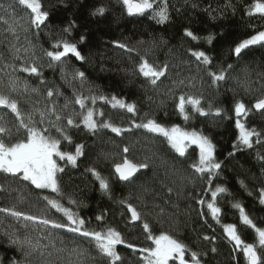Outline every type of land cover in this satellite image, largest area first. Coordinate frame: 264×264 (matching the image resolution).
Segmentation results:
<instances>
[{
    "label": "trees",
    "instance_id": "1",
    "mask_svg": "<svg viewBox=\"0 0 264 264\" xmlns=\"http://www.w3.org/2000/svg\"><path fill=\"white\" fill-rule=\"evenodd\" d=\"M165 3L169 19L159 24L152 18L151 10L144 15H128L123 0H42L44 10L49 12L48 21L39 29L25 32L20 25L27 24L20 17L27 10L16 0H0V17L8 21L5 24L0 20V79L6 80V73L12 72L5 65L19 67L25 61L34 62L40 76L22 72L14 75L38 92L13 94V98L19 101L22 112H32L36 120L40 118L37 110L46 111L55 104L62 117L58 123L71 138L69 142L52 131L61 140L60 150L74 154L76 146L83 145V154L75 166L59 162L63 168L57 174L59 193L37 189L19 176L0 172V208L15 207L28 215L66 223V217L51 208L44 197L55 199L83 218L86 228L101 231L112 227L122 234L126 243L117 246L121 256L117 264H144L142 254L126 246L152 247V240L147 239L148 233L143 229L144 222L149 224L153 236L167 233L187 245L186 259L190 260L195 251L201 264H247L224 226L235 225L242 240L254 242V231L243 225L240 210L235 207L239 204L257 226L264 228V204L260 203V191L264 189V110L257 113L252 109L256 100L264 97V44L250 45L239 56L234 50L243 40L264 31V15L249 14L254 0H154V8ZM9 4L13 7L9 8ZM99 8L104 9L103 14L97 12ZM14 20L19 22L15 35L8 30ZM66 28L70 31L65 32ZM186 29L200 39L185 36ZM209 35L214 37L210 44L205 39ZM81 37L85 39L81 41ZM58 40L77 44L85 59L77 60L69 54L63 62L51 61L45 52L56 50L53 45ZM117 43L127 48H120ZM15 48L20 49L19 60L14 59ZM192 51H204L212 63L202 64L191 55ZM142 56L153 64H168L166 76L155 86L136 71ZM221 70L225 79L213 83L208 72ZM76 71L85 73L83 84L79 78L73 79ZM181 80L182 85L174 83ZM49 88L54 93L59 89L61 95L49 98ZM74 90L84 96H116L134 104L133 114L104 101L97 100L95 105L85 102L95 109L98 125L111 122L129 130L120 135L103 127L89 130L82 123L80 113L84 110L79 105L70 102L67 108L63 107L66 99L72 101ZM181 94L200 97L207 115L195 113L188 105L190 118L185 120L176 108ZM237 102H243L248 110L239 117L241 123L259 133L252 138L251 148L238 143ZM217 108L221 109L220 115H216ZM0 115L9 121L10 127L18 123L6 109L0 108ZM68 116L78 126H68ZM49 119L55 121V115L49 114L45 123L38 126L48 127ZM147 119L207 136L215 146L214 157L220 169L211 176L197 173L191 167L199 160L197 148L189 146L185 155L180 156L164 137L133 126ZM24 135L21 131L11 139L14 142ZM125 147L129 149L127 153L123 151ZM125 158L146 162L148 167L122 183L115 177L113 167ZM89 169H95L108 182V192L100 188V181ZM217 187L225 191L217 194L215 205L221 211L214 218L207 204L212 202L211 194ZM201 200L203 204L199 203ZM121 201L131 203L141 213L137 223L131 221L127 204ZM97 216L103 219L97 220ZM24 223L0 212V264L13 260L19 264H81V260L84 264H109L94 244L78 234L51 226L34 230L31 222H27L29 227L25 229ZM13 231L21 238L26 233L39 238L42 245H48L44 255L36 251L25 257L17 245L9 242L6 233ZM74 247L87 249L88 256L70 255Z\"/></svg>",
    "mask_w": 264,
    "mask_h": 264
},
{
    "label": "snow or ice",
    "instance_id": "2",
    "mask_svg": "<svg viewBox=\"0 0 264 264\" xmlns=\"http://www.w3.org/2000/svg\"><path fill=\"white\" fill-rule=\"evenodd\" d=\"M19 6L26 9V15L21 16L20 20L27 24L24 27L23 24L20 26L24 28L27 32L31 28L39 29L42 25L46 24L49 19V12L44 10L42 0H16ZM123 4L127 10L128 15H144L148 11H152V18L159 24H163L169 19L167 4L154 8V0H123ZM13 5L9 4V8ZM7 11V10H6ZM99 14H103L104 9H97ZM249 14H260L264 15V0H254L251 8L249 9ZM0 20H4L0 17ZM7 24L8 21L4 20ZM19 23L18 21L13 22L9 25L8 30L15 35L16 27L15 25ZM65 32H69L70 28L64 29ZM185 36L191 38L192 40H199L200 37L196 36L192 31L185 30ZM18 38V37H17ZM85 38L81 37L80 40L83 41ZM210 44L214 37L209 35L205 38ZM264 44V31L258 32L249 39L243 40L235 48V54L240 55L242 49L248 48L250 45ZM120 48H127L125 44L117 43ZM53 48L56 50L46 51L45 55L50 58L51 61L63 62V58L67 57L69 54L74 56L77 60L83 61L85 57L78 50L77 44L70 43L68 40H58ZM62 49V50H59ZM128 51H133V49H127ZM25 52L28 49H24ZM20 49L15 48L14 59L19 60ZM191 55L195 59L204 65H210L212 63L211 58L206 55L204 51H192ZM231 67V66H229ZM5 68H11V73H6L7 79H0V89H6L7 92L0 90V108L8 110L14 115L15 120L18 122L9 126V121L5 119L3 115H0V172L11 174L16 177L19 176L24 181H29L37 189H50L52 192L59 193L60 188L58 184L57 174L63 171V168L57 163V159L61 161H66L73 166L76 165L77 158L81 156L83 145H77L75 148V153L65 152L60 150L61 140L54 137L51 133L54 130L60 135L61 138L71 142L70 136L65 132L64 127L59 125V121L62 119L59 113H57L56 105L53 104L46 111H39V120L34 119V114L32 112L24 113L22 112L19 101L13 98V94H28L38 92L37 88L30 87L27 81L21 80L19 76L14 75L16 72L28 73L29 75L40 76L41 72L37 65L32 62L28 63L25 61L17 67L15 64H7ZM136 71L144 78L148 80L153 86L157 85V82L161 80L162 77L166 76L168 71V64L163 65L150 63L146 57H141L140 62L137 66ZM208 75L211 77L212 82L216 83L225 79V74L223 70L219 73L209 71ZM79 78L81 84L85 80V73L82 71H76L73 73V79ZM44 83V81H41ZM70 83V82H69ZM178 84H183L184 81L174 82ZM61 95L59 89L54 93L53 89L49 88L47 91V96L49 98L53 95ZM97 100L104 101L111 104L113 108L126 109L129 113L136 112V106L134 104L125 103L124 100L112 96L111 98L103 95H89L84 96L82 93H77L75 90L73 92V99L69 101L66 99L64 108L68 107V104L74 103L80 106V113L82 117V123L89 130L95 131L98 127L109 128L113 133L120 135L124 131L129 129H124L113 125L111 122H104L101 125L97 124L94 116L97 114L94 108L87 107L86 101H91L93 105ZM190 105L195 113L200 115H207L204 109L201 107V98L191 95L181 94L178 97V102L176 108L179 113L183 116L185 120H188L189 114L186 111V106ZM253 107L257 110H264V97L256 100ZM247 108L243 102H237L235 104V115L236 128L239 129L238 140L240 144L251 148L253 146L252 138L254 136H259L254 129L249 130L245 127V124L241 123L239 117L242 114L247 113ZM49 114L55 115V121L48 120V127H39L38 125H43L48 118ZM221 114V109H216V115ZM99 115H103L102 112ZM68 126H78L72 116L66 118ZM136 128L146 129L148 132L156 133L167 140V143L172 149L175 150L180 156H184L188 147L190 145H195L199 149V160L193 163L191 167L200 174L208 173L209 176L215 171L220 169V163L215 161L214 152L215 146L211 140L196 131L188 132L182 130L178 126H172L171 128L165 127L164 125L158 123L155 119H147L146 122L133 125ZM24 132L23 138H16L14 142L11 138L18 137L20 132ZM8 138V139H6ZM259 142V141H257ZM125 153L129 151L127 147L123 149ZM148 164L146 162L136 163L132 160L125 158L122 163L115 165V171L119 174V179L122 181H129L131 178L140 170L147 168ZM92 174L100 181V188L108 192L109 184L103 179L95 169H89ZM209 183L211 181L209 180ZM171 191V189H169ZM224 188L217 187L215 191H212V202L207 204L214 218L218 217L221 209L215 205V200L218 193H223ZM48 205L51 208L56 209V211L61 212L64 217H66V223H60L53 219H48L35 215H28L22 211H18L15 207L0 208V212L5 213L16 220H23L25 223L23 227L27 229L31 222L33 229H39L42 226H51L54 229H64L67 232L78 234L89 240L90 243L94 244L96 251L99 253L101 258H106L109 264H117L121 260V256L117 251V246L125 244L122 234L115 228L108 227L104 230L97 231L94 229H88L85 227L86 221L81 218L78 214L74 213L71 209L64 207L57 200L50 199L49 197H44ZM70 203H76L74 200H70ZM121 203L127 204V211L131 213V220L138 221L141 219V213L134 207L131 203L126 201H121ZM199 203L203 204L204 201L201 200ZM260 203L264 204V189L260 191ZM240 210V219L243 225L248 226L254 231V242L247 243L242 240L241 236L237 232V228L233 224H227L224 226V231L228 238L234 242V247L242 251L243 256L246 258L247 264H264V228L257 226L247 214H245L244 209L236 204ZM97 220H102V216H97ZM143 229L148 233L147 239L152 240L154 247L150 248H139L137 249L133 244H127L126 246L134 251H139L141 259L144 264H169L170 261L173 264H201L199 254L192 251L190 254V260L186 259V252L189 251L187 245L181 241L173 238V236L167 233H161L158 236H153L150 231V226L147 222H144ZM9 242L13 245H17L19 250L23 252L25 257L30 256L33 252L40 251V255H44V249L48 245H42L39 238H33L29 234H25L23 238L16 234V232L6 233ZM51 236V233H49ZM208 239V237H205ZM51 243V241H49ZM257 243L259 248L257 247ZM55 246L54 244L52 245ZM63 251V249H61ZM215 251V248L212 249ZM146 255H143L145 254ZM51 253H49L50 255ZM74 254L78 258L87 257L88 250L85 248L74 247L71 249L70 255ZM10 264H19L17 261H11ZM81 264L84 261L81 260Z\"/></svg>",
    "mask_w": 264,
    "mask_h": 264
},
{
    "label": "water",
    "instance_id": "3",
    "mask_svg": "<svg viewBox=\"0 0 264 264\" xmlns=\"http://www.w3.org/2000/svg\"><path fill=\"white\" fill-rule=\"evenodd\" d=\"M255 104V103H254ZM253 104V105H254ZM253 105H252V109L255 111V112H261L262 110H257V109H255L254 107H253ZM123 162V161H122ZM122 162H120V163H122ZM117 164H119V163H117ZM116 165V164H115ZM115 165H114V167H113V173H114V175H115V177L117 178V180L119 181V182H122V183H125V182H127V181H122V180H120L119 179V174L118 173H116V171H115ZM137 174V173H136ZM136 174L131 178V179H133L135 176H136ZM128 212V211H127ZM129 213V212H128ZM129 216H130V218H131V213H129ZM132 221V220H131ZM133 223H137L138 221H132Z\"/></svg>",
    "mask_w": 264,
    "mask_h": 264
},
{
    "label": "rangeland",
    "instance_id": "4",
    "mask_svg": "<svg viewBox=\"0 0 264 264\" xmlns=\"http://www.w3.org/2000/svg\"><path fill=\"white\" fill-rule=\"evenodd\" d=\"M256 35V34H255ZM252 37V36H251ZM251 37H249V38H251ZM248 38V39H249ZM241 43V42H240ZM236 48V47H235ZM172 126H170V127H168V128H171ZM183 130V129H182ZM184 131H186V130H184ZM237 131H238V137H239V129H237ZM188 132H192V131H188ZM238 143H240L239 141H238ZM190 146H194V147H196L197 148V150H198V153H199V149H198V147L197 146H195V145H190ZM57 159V163L59 164V162L61 161V160H59V158H56ZM215 191V190H214ZM257 245H258V243H257ZM152 247H154V244H153V242H152ZM169 264H173V262L172 261H170L169 262Z\"/></svg>",
    "mask_w": 264,
    "mask_h": 264
}]
</instances>
